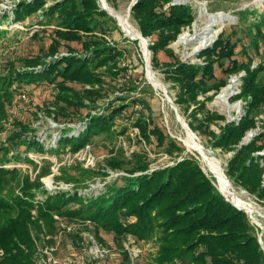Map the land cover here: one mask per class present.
I'll return each mask as SVG.
<instances>
[{"label":"trees","instance_id":"obj_1","mask_svg":"<svg viewBox=\"0 0 264 264\" xmlns=\"http://www.w3.org/2000/svg\"><path fill=\"white\" fill-rule=\"evenodd\" d=\"M22 1L15 11L16 19L24 20L42 10L44 18L55 19L58 24L44 55L22 59V69L9 60L11 67L0 74V124L11 125L7 138L0 141V212L15 213L0 225V264H36L39 239H55L57 215L69 221L91 220L97 225L96 237L100 236L101 229L107 230L115 234L119 246L129 234L138 240H156L159 246L156 264H264V250L248 213L226 199L199 160L193 155H184L183 144L166 132L163 119L153 114L151 100L146 97L148 91L137 84L139 77L131 70L134 64L124 60L126 50L119 47L115 38L113 43L107 38L109 20L114 19L100 7L99 1L59 0L48 7L46 0ZM247 12L250 9L241 11ZM132 14L142 35L152 38L149 47L154 68L164 65L166 78L178 85L176 103L180 112L192 108L190 127L200 134H208L213 147L235 151L228 162V175L264 201V155H256L264 150V131L241 144L247 133L258 127V117L264 111V80L261 79L264 62L253 67L251 58L247 62L236 59L237 43L223 32L211 46L200 51L202 63L176 57L170 44L193 25L196 15L191 4L138 0L132 6ZM255 28L251 44L260 50L264 46V13L260 14ZM72 42L81 43L82 51L68 45L64 54L62 47ZM160 52H166L175 61L161 63ZM217 66L229 77L240 76V91L234 97L245 103L240 119L227 121L225 115L207 108L206 100L211 97L208 93L228 84L227 79L212 82L217 77ZM107 77L117 82L120 95L115 98L123 103L111 110L113 101H110L103 112L94 111L100 108L98 101L105 92ZM40 83L58 88L55 100L47 108L55 120L71 118L87 109L80 127L73 128L67 123L62 127L57 147L50 149H46L37 135H28L34 132L30 124L19 119L9 122L8 107L15 99L16 89L23 88L25 92V85ZM133 90H139L143 97L125 95ZM200 95H205V99L201 100ZM140 104L142 108L137 109ZM119 116L132 119L131 124L138 128L139 137L146 144L156 138L158 145L165 146V152L175 157V163L151 170L150 162L138 153L133 155L137 164L132 167L121 159H111V167L122 169L125 174L106 183L97 195L63 189L50 192L41 180L52 173L49 163L34 179L24 175L19 193L14 190L5 193L21 176L19 167L6 166L22 159L19 152L10 156L13 148L25 146L39 152L69 148L76 154L97 135L116 138ZM218 120L225 122L220 132L211 128ZM73 130L79 132L72 133ZM128 131L129 126H125L120 132ZM180 156L182 160L178 159ZM24 159L38 167L28 154ZM81 172L87 173L88 169L81 168ZM63 178L68 182L80 180L76 175ZM128 259L125 251V262Z\"/></svg>","mask_w":264,"mask_h":264},{"label":"rangeland","instance_id":"obj_2","mask_svg":"<svg viewBox=\"0 0 264 264\" xmlns=\"http://www.w3.org/2000/svg\"><path fill=\"white\" fill-rule=\"evenodd\" d=\"M27 1L33 2L35 0ZM57 1L59 0H46V7ZM98 1L100 7L104 9L105 5L103 1ZM134 1L136 0H106L115 10L124 14H129L131 23L142 35L138 22L132 14ZM21 2L23 1L0 0V74L5 73L11 67L9 60L22 69L24 68L22 59L44 55L48 51V47L54 37V28L58 24L55 19H51L53 21H50L49 17L44 18L42 10H39L36 15L27 16L24 20L16 19L15 11ZM174 2L191 4L196 15L193 25L185 28L181 33H186L187 38L183 42H178L179 36L176 41L170 44L176 57H179L183 61L202 63L203 59L198 56L200 51L211 46L223 32L225 37L237 43L236 59L241 62H247L248 59L251 58L253 59V67L264 62V46L258 50L251 44L252 32L255 33L256 31L255 24L260 21V14L264 13V0H174ZM246 9H250L251 12L242 14L241 11ZM105 10L115 21L109 20L108 25L111 29L109 28L107 38L112 43V39L115 38L117 41L115 42L118 43L119 47L126 50L124 60L126 62L131 61L132 65L134 64L131 70L139 77L137 78L138 83H136L147 89L148 93L146 97L148 100H151L153 114L156 116L159 115L161 119H163L166 125L165 131L183 144L185 148L184 155H193L196 157L204 171L213 179L214 184L220 190L221 188L218 185V180L203 159V156L199 151L189 147L186 143L187 133L183 127L184 124L177 116L173 103L167 99L166 93L157 89L148 79V68L151 67L157 78L164 83L168 95L175 103L180 115L184 118L186 123L189 124L192 108H190L189 111L185 112L183 109V113L180 112V107L176 103L178 85L166 78V67L164 65L156 68L153 66V52L149 47L150 44H152V38L142 35L148 42V61L146 54L143 52L142 40L138 37H132L122 27L119 20L112 15L107 8ZM255 10L258 12L254 13ZM222 14H224L226 19L222 18ZM211 28H213V31H218L215 39L208 45L200 47L201 38L205 36V32H209ZM68 45L76 48L78 51H82L81 43L72 42L62 47L64 54L67 52L66 48ZM244 48H247V50L245 51ZM158 56L161 63L175 61V58L168 55L166 52H160ZM50 59L51 58H47V60ZM226 62V65L230 63L229 60ZM216 74L217 77L212 82L227 79L229 83L232 78L228 76L224 69L218 66L216 68ZM261 75V79L264 80V72ZM236 77L241 81L240 76ZM106 80L105 92L103 97L98 101L100 108L94 111L103 112V107H108V102L110 101H113L111 110L123 103L115 98L120 95L117 82L110 80L109 77H107ZM72 85L78 89L81 88L78 84ZM240 86L241 83L237 89H235L234 94L226 101L218 98L222 89L209 92L208 95L211 97L206 100L207 108L210 111L225 115L227 121L240 119L244 114L243 106L245 103L241 100H235L234 98L240 91ZM25 88L27 89L25 92H22L21 89L23 88L20 90L16 89L15 99L8 107L10 113L9 122L12 123L13 119H19L30 124L34 132H29L28 135H37L38 139L42 143H45L46 149L57 147V143L61 137L62 127L67 123L73 128H79L82 123L81 121L85 120L84 117L86 116L87 109H82L83 112H77L71 118H60L59 120H55L53 116L48 114L47 108L52 105L58 93V88L54 84L40 83L29 87L25 85ZM23 94L26 95L27 100L22 97ZM125 95L143 97V95L139 93V90L126 92ZM200 99H205V95H200ZM128 101H131V98H129ZM141 108L142 105L140 104L137 109ZM144 110L147 111L146 109ZM130 111L131 109H129V112ZM131 121L132 119L127 118V116H119L115 126L118 132L116 138L111 140L106 137L105 134L97 135L90 145L81 149L76 154L71 153L69 148L65 150H50L48 152H39L35 149L28 150L25 146L13 148L14 152H11L10 156L19 152L22 159L16 161L17 163L12 162L6 166L19 167L21 169V176L10 184L12 185L11 188L10 185L6 188L5 193L9 190H14L19 193L20 186L22 185V177L24 175H30L33 179L36 178L44 167H49V163L52 173L44 176L41 180L50 192H55L59 189L71 191L78 190L81 194L85 195L99 194L105 189L106 183H110L114 178L125 174L124 170L113 169L111 167L109 164L111 159H121L125 162V165L132 167L137 164L136 158L133 155L134 153H138L142 159H146L150 162L151 170L175 163V157L168 155L165 152V146H159L156 138H153V142L149 145L141 140L138 128L133 127ZM224 123V121L218 120L216 123L212 124L211 128L220 132V126L224 125ZM10 126L11 125L7 122L0 124V141H4L7 138L10 132ZM125 126H129V131L123 134L120 131H122ZM262 131H264V111L258 117V127L249 131L252 133L251 138L246 140L248 132L241 144L250 142ZM78 132L79 130L72 131V133ZM195 133L197 135V142L203 147L205 152L209 156L216 157L222 162L225 174L239 196L251 203L256 210L253 216L251 214L248 215L251 223L257 228L259 241L264 250V201L248 192L227 173L228 162L233 157L235 151L213 147L212 140L208 134ZM5 145L9 146V144ZM1 154L2 152L0 155ZM27 154L38 163L37 168L34 164L24 159ZM90 154L95 158L93 164L88 161ZM258 154L264 155V150L256 153V155ZM178 159L182 160L183 157L180 156ZM262 165H264V160H262ZM81 168L88 169V172L82 173ZM67 175H76L80 180L78 182H68L67 179L63 178ZM225 197L226 199L228 198L227 196ZM229 201L232 202L231 200ZM14 214L15 213L6 211L0 212V225ZM253 217L263 224V228L258 226ZM56 219L58 220V231L55 235V239L52 240V237L48 239H43L44 237H41V239H39L36 264H77L82 260H90L95 264H156L155 258L158 254L159 247L156 240H138L135 236L129 234L123 241V245L119 246L115 234L107 230L101 229L98 233L100 236L96 237L97 225L91 220L69 221L59 217V215L56 216ZM100 237L102 239H100ZM125 251H127L129 255V259L126 262L124 260Z\"/></svg>","mask_w":264,"mask_h":264},{"label":"bare ground","instance_id":"obj_3","mask_svg":"<svg viewBox=\"0 0 264 264\" xmlns=\"http://www.w3.org/2000/svg\"><path fill=\"white\" fill-rule=\"evenodd\" d=\"M105 7L110 11L112 15H114L122 25V27L132 36V37H139L141 36L140 32L136 29V27L131 23L129 14L121 13L117 10H115L113 7H111L106 0H102ZM223 19H226L224 14L221 15ZM206 35L201 38L200 41V47H203L205 45H208L211 41L215 39V36L217 35L218 31H213V28L209 32H205ZM204 33V34H205ZM187 38L186 33H183L180 35L178 42H183ZM143 52L146 54L147 60L149 61V51H148V42L146 39H142L141 41ZM148 79L150 82L159 90L163 91L167 95V99H170V96L168 95L167 88L165 87L164 83L157 78L154 71L151 69V67L148 68ZM241 81H239V78L236 76H233L229 83L224 86L221 90V92L218 95V98H220L223 101H226L229 99L235 92V89L240 85ZM186 130L187 137H186V143L189 147L199 151V153L203 156V159L209 166L212 173L216 176L218 180V185L220 186L221 190L225 193V195L232 201H234L236 204H238L241 207L246 208L250 214L253 216V213L256 212V210L253 208L252 204L245 201L243 198H241L228 179V177L225 174V170L223 168L222 162L216 158L209 156L203 147L197 142L196 136L187 128V126L184 124L183 126ZM252 136V133H248L246 140H249ZM254 218V217H253ZM255 219V218H254ZM256 223L259 227L263 228V224L255 219Z\"/></svg>","mask_w":264,"mask_h":264},{"label":"water","instance_id":"obj_4","mask_svg":"<svg viewBox=\"0 0 264 264\" xmlns=\"http://www.w3.org/2000/svg\"><path fill=\"white\" fill-rule=\"evenodd\" d=\"M137 2V0L136 1H134V4ZM174 3H176V2H174ZM104 9H106L105 7H104ZM109 11V10H108ZM110 12V11H109ZM140 40H142V39H145L142 35L141 36H139L138 37ZM171 99V98H170ZM170 102H172L173 103V105H174V107H175V110H176V113H177V116H178V118L181 120V122L183 123V124H185L186 126H187V128L195 135V136H197L196 135V133L193 131V129L189 126V124H187L186 123V121L184 120V118L180 115V113H179V111H178V108L175 106V103L173 102V100L171 99L170 100ZM221 190V189H220ZM221 192L225 195V193L221 190ZM226 196V195H225ZM228 199V198H227ZM228 200H230V199H228ZM232 201V200H231ZM233 203H234V205H236L238 208H240V209H242V210H245L248 214H250V212L246 209V208H244V207H241V206H239L238 204H236L234 201H232Z\"/></svg>","mask_w":264,"mask_h":264},{"label":"built area","instance_id":"obj_5","mask_svg":"<svg viewBox=\"0 0 264 264\" xmlns=\"http://www.w3.org/2000/svg\"><path fill=\"white\" fill-rule=\"evenodd\" d=\"M22 97H23L25 100H27V97H26L25 94H23ZM85 158H86V157H85ZM94 160H95V158L92 157L91 154H90V156H89V158H88V161H90L91 164H93V163H94ZM263 184H264V179H263ZM43 261H44V260H43ZM68 262H70V261H68ZM38 264H41V263H38ZM77 264H95V263H93V262L90 261V260H88V261L82 260V261H79Z\"/></svg>","mask_w":264,"mask_h":264}]
</instances>
